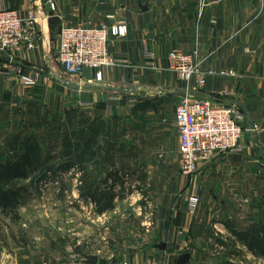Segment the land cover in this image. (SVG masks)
Returning a JSON list of instances; mask_svg holds the SVG:
<instances>
[{
  "label": "crops",
  "instance_id": "crops-1",
  "mask_svg": "<svg viewBox=\"0 0 264 264\" xmlns=\"http://www.w3.org/2000/svg\"><path fill=\"white\" fill-rule=\"evenodd\" d=\"M46 1L0 0V10L26 16L34 8L44 17L42 47L0 56V99L11 94L18 103L40 100L84 111L95 150L125 160V166L113 162V191L129 183L151 190L153 227L113 226V253L93 255L96 264H177L184 254L189 264H264V254L250 246L254 238L264 240V0H57L53 12ZM109 18L128 24L127 36L110 46L114 58L128 63L104 69L101 81L89 72L65 77L55 60L60 29L99 26ZM172 50L196 55L208 75L203 88L187 92L171 69ZM8 67L16 72L4 76ZM186 96L237 105L246 127L242 153L201 163L191 177L180 172L174 121ZM134 155L144 156L141 166ZM194 195L200 204L192 214ZM10 246L11 253L0 243V264H91L69 260L65 246L55 249L63 258L50 245L27 254L15 242Z\"/></svg>",
  "mask_w": 264,
  "mask_h": 264
},
{
  "label": "rangeland",
  "instance_id": "rangeland-1",
  "mask_svg": "<svg viewBox=\"0 0 264 264\" xmlns=\"http://www.w3.org/2000/svg\"><path fill=\"white\" fill-rule=\"evenodd\" d=\"M50 104L18 103L11 94L0 99V166L14 164L31 146H39L45 162L16 182L24 189L18 203L7 211L0 208V243L10 253L15 242L26 254L50 245L53 255L58 246H65L66 255V248H73L85 260L100 253L108 256L113 253V226L153 227L151 190L129 183L124 186L128 190L114 192L113 162L125 166L123 157L113 159V154L95 150L98 142L84 111ZM143 157L133 156L140 166Z\"/></svg>",
  "mask_w": 264,
  "mask_h": 264
},
{
  "label": "built area",
  "instance_id": "built-area-1",
  "mask_svg": "<svg viewBox=\"0 0 264 264\" xmlns=\"http://www.w3.org/2000/svg\"><path fill=\"white\" fill-rule=\"evenodd\" d=\"M56 2L46 1L50 11H56ZM42 19V14L34 8L26 16L16 10H0V56L32 51L39 45L42 47ZM127 34V22L113 18L99 26H63L56 38V62L65 77L80 78L89 72L94 74L96 81H101L104 69L128 63L114 58L110 52L112 39L124 38ZM146 55L151 62L149 65L154 67L153 53L148 51ZM168 60L171 69L186 84L187 92H196L206 85L208 75L197 64L195 54L172 50ZM7 69L4 76L16 72L14 67ZM27 83H35V80ZM174 121L180 137V172L185 177L195 175L201 163H209L218 156L242 153L245 148L242 143L246 131L245 115L237 105H215L186 96L176 107ZM188 203L190 212L195 214L200 204L199 196H192ZM150 226L148 224L146 228ZM66 252L71 261L81 259L73 248H66Z\"/></svg>",
  "mask_w": 264,
  "mask_h": 264
},
{
  "label": "trees",
  "instance_id": "trees-1",
  "mask_svg": "<svg viewBox=\"0 0 264 264\" xmlns=\"http://www.w3.org/2000/svg\"><path fill=\"white\" fill-rule=\"evenodd\" d=\"M40 152L39 146L28 147L26 153L17 162L0 166V208L7 211L18 203L24 189L20 188L16 182L26 179L31 169L35 167L41 169L45 165ZM68 166V169H74V165ZM48 171L53 172L54 168L50 167ZM15 219L20 220L17 214H15ZM250 246L264 254V240L254 238Z\"/></svg>",
  "mask_w": 264,
  "mask_h": 264
},
{
  "label": "water",
  "instance_id": "water-1",
  "mask_svg": "<svg viewBox=\"0 0 264 264\" xmlns=\"http://www.w3.org/2000/svg\"><path fill=\"white\" fill-rule=\"evenodd\" d=\"M140 7L143 11L148 10V7L143 6L142 4H140ZM247 120L248 121L250 120L249 117H247ZM101 144H102V147L105 149L106 144H107V139H105V138L101 139ZM190 258H191L190 254H184V255L179 257L177 264H189ZM87 261L91 264H96L98 261V257L97 256H90L89 258H87Z\"/></svg>",
  "mask_w": 264,
  "mask_h": 264
}]
</instances>
